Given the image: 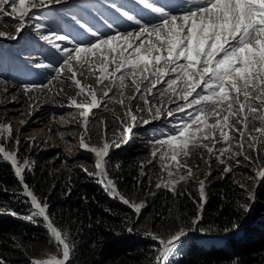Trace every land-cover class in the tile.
I'll use <instances>...</instances> for the list:
<instances>
[{
  "label": "snow or ice",
  "instance_id": "snow-or-ice-1",
  "mask_svg": "<svg viewBox=\"0 0 264 264\" xmlns=\"http://www.w3.org/2000/svg\"><path fill=\"white\" fill-rule=\"evenodd\" d=\"M66 2L0 0V16L13 17L18 21L16 35L0 31V38L16 39L24 28L34 23L40 38L62 60L53 63L44 55L43 59L35 62L36 69H47L54 75L47 83L23 85L26 92L48 88L57 79L70 82L77 90L75 97H69L70 106L81 110L85 132L93 110L108 100L120 104L127 108L125 115L131 121L123 128L128 139L138 122L148 125L156 120L180 117L172 132L153 141L159 147L152 156H161L168 162L164 168L169 180L157 184L158 188L174 190L179 181L194 175L191 168L180 162V157L193 154L192 149H206L211 155L219 152L217 158L222 164L225 163V153L232 152L234 133L239 134L238 146L241 151L232 153L227 159L242 155L245 143L259 154L258 145L264 143V0H168L164 4L160 0H132L138 7L149 11L155 23L144 21L131 8L117 3V0H103L104 5L121 19L136 26L131 31H121L116 21L105 17L103 13L95 18L99 26L84 16L70 13L68 19L74 28L64 31L63 26L46 13L53 6ZM9 7L10 12L7 11ZM101 28L108 29V32H102ZM85 72L88 76H85ZM97 72L99 75H96ZM93 75L96 76V85L102 89V95L78 78L87 79ZM105 81L109 83L105 85ZM113 89H119L120 99L110 95ZM128 90H133L131 96H125ZM157 92L161 97H167L169 106L152 103L150 97ZM77 97L83 99L78 100ZM137 98H142L144 102V108L137 111L147 110L150 119L138 117L125 105V99L130 104ZM233 120L235 123L231 122ZM253 122H258L260 126H254L249 131ZM0 131H7L8 139H11L10 124H0ZM217 133L219 141L216 139ZM209 139L212 140L211 147L204 143ZM16 143V151H8L0 143V154L5 162H10L22 186V194L30 200L33 211L25 218L30 221L42 218L50 242L62 249V258L54 255L43 261L34 260L32 264H70V238L66 231L55 225L47 212V203L42 202L26 182L25 172L31 169L32 163L28 160L23 163L18 161L19 141ZM218 144L224 147H218ZM120 146L105 142L95 147L86 143L83 135L80 139V148L96 156L94 175L114 196L119 193L115 182L108 175V157L111 148ZM245 159L253 162L251 156ZM173 167L186 174L179 175L178 180L172 179ZM224 171L229 172L231 168L225 167ZM255 175L264 183V169ZM205 187V181H200L202 204L206 203ZM119 198L124 204L140 211L142 205H132L123 196ZM249 199L254 200L255 194L249 193ZM243 207L249 211L251 205ZM11 214L16 215L14 212ZM185 234L181 229L167 240L152 234L160 245L155 264H167L166 257L174 252Z\"/></svg>",
  "mask_w": 264,
  "mask_h": 264
},
{
  "label": "trees",
  "instance_id": "trees-1",
  "mask_svg": "<svg viewBox=\"0 0 264 264\" xmlns=\"http://www.w3.org/2000/svg\"><path fill=\"white\" fill-rule=\"evenodd\" d=\"M46 15L53 20V10ZM10 49L0 52V74L7 65L19 62L13 53L9 54ZM33 73L18 63L12 77L21 80ZM26 148L28 144L20 156L29 152ZM34 150L36 162L25 172V180L47 203L55 225L67 232L72 244L70 264H155L159 243L147 228L157 232L160 227L162 234L171 218L183 226L197 219L194 227L197 223L198 230L205 231L197 230L196 236L224 238L220 244L207 247L192 238L173 264H264V183L257 186L255 172L233 166L231 159L221 163V174L212 180L200 212V199L191 188L159 187L136 216L129 206L107 192L97 176L77 166L76 161L88 160V156H71L60 145ZM250 156L253 162L264 165V150L259 149V154L250 152ZM226 165L231 171H224ZM239 175L251 178L245 179L247 187L238 184ZM250 189L255 190L254 203L247 196ZM246 204L251 205L249 211L243 207ZM31 211L12 166L0 161V264H32L43 248L55 245L42 219L25 218Z\"/></svg>",
  "mask_w": 264,
  "mask_h": 264
},
{
  "label": "rangeland",
  "instance_id": "rangeland-1",
  "mask_svg": "<svg viewBox=\"0 0 264 264\" xmlns=\"http://www.w3.org/2000/svg\"><path fill=\"white\" fill-rule=\"evenodd\" d=\"M166 2H168V0H160L161 4ZM117 3H123L126 7L131 8L132 11L137 15L139 14L138 17H142L144 21L156 22L149 11L144 10L142 7H138L132 0H117ZM52 10L54 13L53 21L61 24L64 31H69L74 28L71 20L68 19V14L70 13L84 16L93 24H97L95 18H99L101 13H103L105 17L115 20L121 31H131L136 27L134 24H130L126 20L121 19L110 7L105 6L103 0H67L66 3L53 6L47 11ZM7 11L10 12L11 8L9 7ZM55 16L57 18H55ZM17 23L18 21L13 19V17L0 16V31L16 35L15 27ZM97 26L99 25L97 24ZM101 31L108 32V29L101 28ZM65 46L70 45L65 44ZM6 47H11L9 54L13 53L14 57L18 59V63L22 64L26 70L34 73L31 77H23L21 80L14 79L12 77V72L16 70L18 66V63L15 62L14 64H6L8 67L5 69L4 73L0 74V124H10L12 127L10 140L8 139L7 131H0V143L5 145L6 150L16 151V142L18 140L19 153L25 148V145L28 144L26 150L30 149L29 152L25 153L23 156L19 154L17 159L20 163H23L25 160L30 161L32 167L33 163L36 162V159L32 155L35 151L34 149L45 150L51 146L60 145L63 150L71 156L77 154L88 156V160H78L76 164L86 169V172L93 177H96L94 175L96 172V156L93 152L80 148L81 136H84L85 142L90 146L100 147L105 142L109 144H120L121 146L119 148H111L110 156L108 157V175L109 178L115 182L119 193L117 196L111 195L119 200H121L119 196H123L130 200L132 205H142L141 208H143L146 203L145 201L153 194V190L158 188L157 184H164L169 180L168 172L164 168V165L168 162L163 160L161 156L155 158L152 156L153 151L159 147V145L155 144L153 141L172 132L174 124L180 117L176 119L165 118L163 120H156L148 125L138 122L135 125L134 132L131 134V138L128 139L123 133L124 126L131 123L129 117L125 115L127 108L108 100L99 108L93 110L88 121L87 132H85L83 118L80 116L81 110L74 106H70L69 97H75L77 91L70 82H65L64 79H57L52 81L48 88H37L29 90L28 92L22 87L25 84L31 83H47L48 80L51 79V76L54 75L50 70L36 69L34 67L35 62L39 59H43L44 55H47L48 59L52 60L53 63L62 62L61 57L55 54L50 49V46L40 38V34L35 29L34 23L24 28L16 39H8L7 37L0 38V52L6 51ZM96 75H99V73L97 72ZM85 76H88L87 72H85ZM78 78H80L84 84L91 85L95 88L98 95H102V89L96 85L95 75L87 79L84 77ZM108 83L109 81H105V85ZM8 85L14 86L15 91L10 94H4L2 88ZM132 93L133 90H128L125 96H131ZM110 95L120 99L119 89H113ZM77 99L82 100L83 97H77ZM150 99L156 106H169L167 105V97H161L159 92L150 97ZM125 105L130 107L138 117L144 119L151 118L147 110L143 112L137 111L139 108H144L142 98H137L130 104L125 102ZM121 121H123V123ZM231 122L235 123L234 120ZM236 126L241 127V125ZM254 126L259 127L260 125L258 122H253L248 130L251 131ZM252 134L255 135V133ZM233 135L232 152L225 153L224 159L226 160L232 153L241 151L238 146L240 143L239 134L234 133ZM216 139L218 141L220 140L218 133ZM246 139L247 138H245V140ZM204 143H207L210 147L212 146L211 139L204 141ZM217 146L224 147L223 144H218ZM258 148L264 150V143L258 145ZM192 151L193 154L191 156L180 157V162L191 168L194 175L189 179L179 181V183L174 186V190L179 188H191L195 196L200 199V181H205V193L207 196L212 180L219 177L221 174V162L220 159L217 158L220 154L217 152L216 155H211L206 149L200 148L192 149ZM250 152L253 151L249 149L247 143H245L242 155L231 159V161H233V166L251 169L255 173L264 169V165H259L256 162L245 164V157L250 156ZM237 160L239 163H237ZM0 161L5 162L2 158V154H0ZM7 163L10 164V162ZM226 164L229 163L226 162ZM226 167H228V165H226ZM171 170L174 173L172 179L175 180L179 179V175L186 174L177 171L174 167ZM245 179L249 181L251 178L249 179L246 176L239 175L236 180L239 185L247 187L248 183L245 182ZM255 179L257 183H259L260 178L257 176ZM249 191L247 193L248 197L249 193L255 194V190ZM255 199L251 200V203H254ZM127 206L136 211L131 205ZM39 219L42 218L38 217L35 220L37 221ZM195 222H197V219ZM193 224L183 226L174 222L173 218H171L166 229H164L166 231L163 230L164 233L160 234V227H157V232H153L152 229L150 230L148 228L147 231L151 236L152 234H156L160 238L167 240L175 232L183 229L186 234L178 243L188 245L190 240L195 237L194 233L198 230L196 227L197 223L195 227ZM202 229L203 228H200L198 232L204 233L205 230L203 229L204 231H201ZM199 238L202 237H198V241ZM218 244H220V242ZM159 251L160 245L157 249L155 259L159 255ZM54 255L57 256V258H62V249L57 248L56 245H51L43 248L40 255L33 257V260L43 261L50 259ZM70 258L69 260H71ZM168 258H170L169 261L172 262V255L166 257V261H168Z\"/></svg>",
  "mask_w": 264,
  "mask_h": 264
},
{
  "label": "bare ground",
  "instance_id": "bare-ground-1",
  "mask_svg": "<svg viewBox=\"0 0 264 264\" xmlns=\"http://www.w3.org/2000/svg\"><path fill=\"white\" fill-rule=\"evenodd\" d=\"M14 91H15L14 86L8 85V86H4L2 88V92L4 94H7V93L10 94V93H13ZM8 96H10V95H8ZM125 102H128V101L126 100ZM214 239H215V241H213ZM222 240H224V238H222V236L216 237V238H199L198 245L207 247L209 245L218 244L219 242L221 243ZM187 246L188 245L187 244H184V243H178L176 245V248H175L174 252L172 254H170L173 257V259L171 258L172 262L177 261L179 259V257L181 256V254L187 249ZM169 260H170V258H168L167 264H171L172 263Z\"/></svg>",
  "mask_w": 264,
  "mask_h": 264
},
{
  "label": "built area",
  "instance_id": "built-area-1",
  "mask_svg": "<svg viewBox=\"0 0 264 264\" xmlns=\"http://www.w3.org/2000/svg\"><path fill=\"white\" fill-rule=\"evenodd\" d=\"M207 197V196H206ZM150 198V197H149ZM148 198V199H149ZM145 202H147V201H145ZM146 204V203H145ZM204 204V203H203ZM203 204L201 203V201H200V205H199V212L201 211V209H202V207H203ZM132 209V208H131ZM142 209V208H141ZM133 210V209H132ZM133 211H135V210H133ZM140 212V211H139ZM139 212H137V211H135V213H136V216L139 214ZM194 236L195 237H193L196 241H198V236H196L195 234H194Z\"/></svg>",
  "mask_w": 264,
  "mask_h": 264
},
{
  "label": "water",
  "instance_id": "water-1",
  "mask_svg": "<svg viewBox=\"0 0 264 264\" xmlns=\"http://www.w3.org/2000/svg\"><path fill=\"white\" fill-rule=\"evenodd\" d=\"M260 182H261V180L259 179V183H260ZM259 183H257V186L259 185ZM257 186H256V187H257ZM255 189H256V188H255Z\"/></svg>",
  "mask_w": 264,
  "mask_h": 264
}]
</instances>
